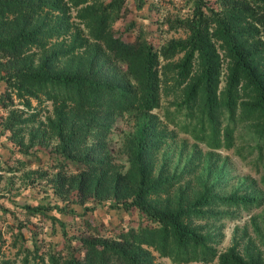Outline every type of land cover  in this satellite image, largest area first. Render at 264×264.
Returning <instances> with one entry per match:
<instances>
[{"label":"trees","instance_id":"trees-1","mask_svg":"<svg viewBox=\"0 0 264 264\" xmlns=\"http://www.w3.org/2000/svg\"><path fill=\"white\" fill-rule=\"evenodd\" d=\"M84 1L0 0V82L3 83L0 105L6 108L17 100L30 108L34 100L50 101L56 114L51 126L58 134L64 154V160L56 157L60 166L70 157L79 139L97 141L87 144L81 158L82 171L66 176L59 170L60 175L52 178L56 193L70 195L72 190L83 196L90 193L92 174L103 163L109 116L115 111H148L158 107L163 72V79L170 81L164 82L165 88L180 91L175 106L178 114L171 120L179 130L213 149H228L234 144L237 123L251 121L258 145H264V0H193L187 16L167 20V29L183 28L186 35L158 45L145 37L129 40L117 33L112 22L120 17L124 0H109L104 6L83 10L81 14L89 19V35L97 41L94 47L103 44L102 54L91 57L82 67L77 66L79 70L53 69L52 57L74 50V41L67 50L44 54L32 66V49H44L48 38L59 36L66 29L57 24L66 21L65 16L49 24L43 21L42 12L65 13L67 8ZM28 54L30 64L25 61ZM105 55L110 60L108 67L100 62ZM67 107L83 112L82 118H90L89 122L83 119L76 130L65 132L63 113ZM6 125L12 128L14 123ZM145 136V132L134 135L130 167L116 175L112 186L117 200L126 209L135 207L147 218L145 226L113 224L105 228L89 223L91 230L73 235L78 237L75 244L70 242L64 222L44 211L52 206H24L28 215L43 214L52 221L58 220L65 240L67 237L70 252H48L49 264H151L143 243L175 263L216 260L218 264H263L257 257L238 253L234 244L219 250L212 235L202 232L196 224L198 220H218L229 215L226 211L210 210L212 206L260 205V197L237 190L214 194L205 188L186 204L179 202L169 209L147 208V197L168 185L172 178L148 175ZM133 174L136 178L131 185ZM54 206L56 211L68 212L58 203ZM33 246V258L39 256L44 261V254L38 253L35 242ZM27 260L26 256L24 261Z\"/></svg>","mask_w":264,"mask_h":264},{"label":"rangeland","instance_id":"rangeland-1","mask_svg":"<svg viewBox=\"0 0 264 264\" xmlns=\"http://www.w3.org/2000/svg\"><path fill=\"white\" fill-rule=\"evenodd\" d=\"M108 1L86 0L67 8L65 13L42 12L45 14L43 21L49 24L57 17L65 16L67 20L57 24L66 26V29L61 35L48 38L44 49H32V66L37 65L44 54L56 49L67 50L74 41V50L52 57L53 69L79 70L77 66L82 67L91 57L102 54L103 44L94 47L97 41L89 35V19L81 14L83 10L104 6ZM192 2L124 0L120 17L112 22V27L126 39L145 37L158 45L172 37L186 35L183 28L167 29V20L187 16ZM101 58L100 62L108 67V56ZM25 61L30 64L29 54ZM96 64L97 61L94 67ZM164 75L163 72L158 107L148 111H115L109 116V132L104 137L106 149L101 157L103 163L93 172V183L86 196L75 190L70 195L56 193L52 178L60 175L59 170L66 176L82 171L81 158L88 149L87 144L93 145L96 139H79L70 157L60 166L56 157L64 160V154L58 134L51 126L56 114L50 101L37 103L34 100L30 108L17 100L6 108L0 105V264H49L48 252L61 250L69 253L71 250L59 221H52L43 214L28 215L24 208L26 204L52 206L44 211L64 222L68 236H71L70 242L75 244L78 237L73 238V235L91 230L89 223L105 228L113 224L145 226L147 218L135 207L126 209L117 200V192L112 190L116 175L125 173L130 167L129 156L137 132L146 134L143 145L148 175L151 178H172L168 185L147 197V208L169 209L179 202L186 204L205 188L214 194L237 190L241 194L260 197V205L212 206L210 210L226 211L229 215L218 220H198L196 224L201 226L202 232L212 235L219 250L234 244L238 253L257 257L264 264V145L259 146L253 135V122L237 123L234 144L228 149H213L205 142L195 140L171 121L173 115L178 114L175 106L180 91L165 88L164 82L170 81H165ZM223 84L222 81L221 86ZM2 91L3 83L0 82ZM63 114L66 120L63 130L67 133L76 130L84 119V113L75 108L67 107ZM84 120L88 123L90 118ZM8 122L14 123L12 128L7 127ZM90 126L95 128L93 124ZM134 178L135 174L131 175V185ZM55 203L68 212L56 211ZM33 242L38 253L44 254V261L39 256L33 258ZM142 246L149 252L151 264H218L216 260L175 263L153 247L144 243ZM26 256L27 263L24 261Z\"/></svg>","mask_w":264,"mask_h":264}]
</instances>
